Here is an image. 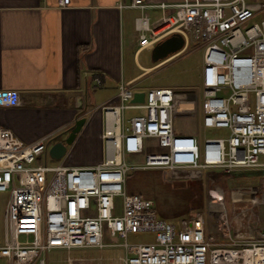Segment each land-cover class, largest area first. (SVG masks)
<instances>
[{
  "label": "built area",
  "instance_id": "2783aa9c",
  "mask_svg": "<svg viewBox=\"0 0 264 264\" xmlns=\"http://www.w3.org/2000/svg\"><path fill=\"white\" fill-rule=\"evenodd\" d=\"M120 7L161 13L152 24L146 15L135 19L140 50H152L172 34L183 38L184 48L167 60L190 41L200 45V124L220 135L202 140L197 133L178 131L177 92L170 88H150L143 92V103H132L141 92L133 82L120 83L116 101L96 108L102 117L103 158L91 167L50 166L51 139L24 144L0 126V264H46L40 256L53 249L105 248L119 251L118 264H264V228L222 242L206 234L203 216L167 222L151 200L126 189L133 171H162L193 181L203 171L228 176L264 170V20L254 22L264 15V2L127 0ZM20 103L17 91H0V109ZM128 111L135 114L126 116ZM249 194L233 192L232 203L247 201ZM140 234L150 236L128 240ZM89 260L102 261L70 255L64 261Z\"/></svg>",
  "mask_w": 264,
  "mask_h": 264
},
{
  "label": "crops",
  "instance_id": "0c3cea01",
  "mask_svg": "<svg viewBox=\"0 0 264 264\" xmlns=\"http://www.w3.org/2000/svg\"><path fill=\"white\" fill-rule=\"evenodd\" d=\"M126 3L64 0L61 6L59 0H0V91H17L21 100L18 107L0 109V126L24 144H32L66 132L79 114L87 120L56 166L91 167L99 163L103 158L102 117L96 108L116 101L120 83H134L151 71L152 66L140 63L143 53L151 50L139 49L135 19L146 15L152 24L161 13L120 7ZM125 58L132 59L139 72L130 79L123 76ZM126 189L134 192L128 180ZM232 204V214H237L235 209L239 212L230 227L240 236H252L264 228V222L255 227L251 219L264 210V202L247 207Z\"/></svg>",
  "mask_w": 264,
  "mask_h": 264
},
{
  "label": "rangeland",
  "instance_id": "374dc122",
  "mask_svg": "<svg viewBox=\"0 0 264 264\" xmlns=\"http://www.w3.org/2000/svg\"><path fill=\"white\" fill-rule=\"evenodd\" d=\"M264 2V0H254ZM264 20V15H259L254 22ZM202 55L200 45L189 42L184 51L169 61L154 64L151 61V52L143 53L140 63L152 66L145 76L134 82L133 89L144 92L150 88H170L177 92L175 102V127L184 133H197L204 138H214L220 135L219 131L203 130L200 124L202 113ZM139 72L132 63V59H124L123 76L130 79ZM135 112L128 111L126 116H132ZM15 135V134H14ZM60 161L47 159L50 166L58 165ZM128 185L133 187L136 194L151 200L157 210L160 219L177 224L181 219L199 214L203 216L206 234L214 236L222 242H228V237L239 234L230 223L238 216L231 212L232 193L240 190L250 193L247 201L237 203L236 207H247L253 202L260 205L264 202V170H241L225 176L209 171H203L197 180L172 179L162 171H133L128 174ZM129 191V190H128ZM132 193V191H131ZM216 195L219 200L216 201ZM233 207V206H232ZM4 204H0V217ZM219 212V213H218ZM234 212V211H233ZM226 213V214H225ZM252 222L258 227L264 222V210L260 214L252 215ZM264 224V223H262ZM229 226V227H228ZM264 226V225H263ZM150 235L140 234L128 237L130 242H141L147 240ZM119 251L105 248L98 249H73L67 253L66 250L53 249L43 253L46 264H66L64 261L68 255L72 257L100 258L99 264H118L116 257ZM97 262L86 261L84 264Z\"/></svg>",
  "mask_w": 264,
  "mask_h": 264
},
{
  "label": "water",
  "instance_id": "95a60500",
  "mask_svg": "<svg viewBox=\"0 0 264 264\" xmlns=\"http://www.w3.org/2000/svg\"><path fill=\"white\" fill-rule=\"evenodd\" d=\"M183 48V38L178 34H172L154 46V48L151 50V61L154 64L163 62L180 52ZM143 101L144 93L136 92L134 94L132 103H143ZM86 122L87 120L85 117H77L75 118L73 125L66 132L58 134L49 140L48 149L46 152L47 157L53 161L62 160L65 157L68 148L71 147L75 142ZM66 133L67 136L62 138V136H64Z\"/></svg>",
  "mask_w": 264,
  "mask_h": 264
},
{
  "label": "flooded vegetation",
  "instance_id": "af4514ba",
  "mask_svg": "<svg viewBox=\"0 0 264 264\" xmlns=\"http://www.w3.org/2000/svg\"><path fill=\"white\" fill-rule=\"evenodd\" d=\"M85 117L84 114H79L78 118Z\"/></svg>",
  "mask_w": 264,
  "mask_h": 264
},
{
  "label": "bare ground",
  "instance_id": "6f19581e",
  "mask_svg": "<svg viewBox=\"0 0 264 264\" xmlns=\"http://www.w3.org/2000/svg\"><path fill=\"white\" fill-rule=\"evenodd\" d=\"M169 60H171V59H169ZM169 60H167V61H169ZM167 61H166V62H167Z\"/></svg>",
  "mask_w": 264,
  "mask_h": 264
}]
</instances>
